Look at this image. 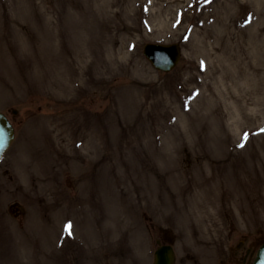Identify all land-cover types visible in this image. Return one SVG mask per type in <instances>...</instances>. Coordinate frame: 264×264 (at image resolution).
<instances>
[{
	"label": "rangeland",
	"instance_id": "1",
	"mask_svg": "<svg viewBox=\"0 0 264 264\" xmlns=\"http://www.w3.org/2000/svg\"><path fill=\"white\" fill-rule=\"evenodd\" d=\"M147 43L179 44L177 67ZM0 111V264L159 244L239 264L264 242V0H0Z\"/></svg>",
	"mask_w": 264,
	"mask_h": 264
},
{
	"label": "water",
	"instance_id": "2",
	"mask_svg": "<svg viewBox=\"0 0 264 264\" xmlns=\"http://www.w3.org/2000/svg\"><path fill=\"white\" fill-rule=\"evenodd\" d=\"M152 66L164 72L172 70L180 58L178 45L148 44L143 51ZM16 113V111H13ZM13 139V129L6 117L0 113V157ZM175 256L171 246L163 245L154 252L153 264H174ZM253 264H264V244L259 248Z\"/></svg>",
	"mask_w": 264,
	"mask_h": 264
},
{
	"label": "flooded vegetation",
	"instance_id": "3",
	"mask_svg": "<svg viewBox=\"0 0 264 264\" xmlns=\"http://www.w3.org/2000/svg\"><path fill=\"white\" fill-rule=\"evenodd\" d=\"M251 250H247L244 255H239L238 260H239V264H249V258L251 257L252 253Z\"/></svg>",
	"mask_w": 264,
	"mask_h": 264
},
{
	"label": "snow or ice",
	"instance_id": "4",
	"mask_svg": "<svg viewBox=\"0 0 264 264\" xmlns=\"http://www.w3.org/2000/svg\"><path fill=\"white\" fill-rule=\"evenodd\" d=\"M65 231L69 232V235H71V225H68L65 229Z\"/></svg>",
	"mask_w": 264,
	"mask_h": 264
}]
</instances>
